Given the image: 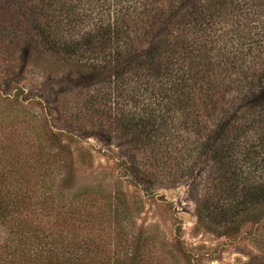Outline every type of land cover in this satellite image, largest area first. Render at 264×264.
Wrapping results in <instances>:
<instances>
[{
  "label": "rangeland",
  "instance_id": "obj_1",
  "mask_svg": "<svg viewBox=\"0 0 264 264\" xmlns=\"http://www.w3.org/2000/svg\"><path fill=\"white\" fill-rule=\"evenodd\" d=\"M21 1L26 3L0 0L5 4L18 2L20 6ZM30 2L44 7L64 38L87 31L95 23H107L108 19L131 20L126 42L120 43L119 50L133 59L132 54L151 48L148 56L152 61L144 62L145 56L138 59L142 67L131 64L120 79L81 72L85 75L82 77L78 72L86 68L73 61H61L45 50L35 49L34 44L27 53L26 36L33 30L20 22L15 32L18 36L14 32L0 33V111L16 102L27 111L30 125L42 123L62 134L60 142L66 148L61 160L72 164L75 185L98 181L109 189L118 180L131 207L128 229L137 237L151 236L155 245L163 243L166 261L264 263V216L244 221L245 214L240 212L236 225L211 215L214 206H236L234 200L239 201V197H219L220 191L212 186L214 168L205 161L202 144L221 114L215 112L206 119L197 111H189L191 98L203 100L204 92L198 88L200 82L187 78L189 66L206 71V63L216 68L225 60L229 61L227 65L236 62L240 59L238 53L245 52L252 39L264 35V0ZM25 13L29 11L23 9L22 22L27 19ZM209 75L212 80L210 71ZM202 84L204 87L205 79ZM205 87L208 95L213 92V86ZM196 89H200L199 97L194 94ZM235 96L233 89L226 92V103L230 105ZM117 110L124 112V119L131 113L141 115L144 124L149 116L155 117L160 127L154 126L151 131L149 124L144 126L143 138L139 139L132 133L119 134L114 117ZM106 132H111L110 137ZM243 140L253 141V136L240 134L231 142L239 155L237 159L234 150L232 165L236 162L238 172L247 165L240 152ZM253 145L254 153L261 149L257 143ZM135 147L137 151L132 154ZM132 156L136 169H123L126 165L119 159L131 161ZM252 169L255 180L264 178L262 162L253 164ZM136 172L140 180L131 177ZM238 176L242 177L240 173Z\"/></svg>",
  "mask_w": 264,
  "mask_h": 264
},
{
  "label": "trees",
  "instance_id": "obj_2",
  "mask_svg": "<svg viewBox=\"0 0 264 264\" xmlns=\"http://www.w3.org/2000/svg\"><path fill=\"white\" fill-rule=\"evenodd\" d=\"M23 9L29 13H25L27 19L22 22ZM45 12L44 7L30 0L21 1V6L18 2H0V33L16 35L18 24L23 23L33 30L26 36L27 53L34 44L35 49L45 50L61 61H73L86 68L78 72L82 77L85 75L81 72L97 78L120 79L132 65L142 67L138 59L145 56L144 62L152 61L151 48L132 54L133 59L119 50L120 43L126 42L131 20L108 19L107 23H95L87 31L64 38L57 32L59 25L53 24ZM252 40L245 52L238 53L240 59L236 62L227 65L229 61L225 60L216 68L206 63V71L192 66L187 69V78L200 82L198 88L204 92L203 100L191 98L189 111H197L206 119L215 112L221 114L202 144L205 161L214 168L212 186L220 191L219 197H239V201L234 200L236 206H214L211 215L236 225L240 212L245 214L244 221L264 216V178L255 180L252 169L257 162L264 164V35ZM206 85L213 86L209 95ZM200 89L194 91L198 97ZM232 89L236 96L228 105L225 94ZM18 105L13 102L0 111V264H178L176 260L166 261L163 243L155 245L151 236L137 237L128 229L126 221L131 207L118 180L109 189L98 181L75 185L72 164L61 160L66 148L60 142L62 134L42 123L30 125L27 111ZM114 114L117 132L132 133L136 139L143 138L144 126L149 124L151 131L154 126L160 127L159 120L152 116L144 124L139 114L131 113L126 116L128 119H124L122 111ZM22 124L25 125L19 127ZM110 134L106 132L109 137ZM240 134H251L253 141L242 142L240 152L247 165L238 172L236 162L232 165L237 150L231 142ZM254 143L261 148L255 153ZM136 151L137 147L131 152ZM131 158L119 159L126 165L123 169H136L135 158ZM139 176L138 172L131 175L135 180H140ZM205 209L200 208L204 212ZM245 264L264 263L250 260Z\"/></svg>",
  "mask_w": 264,
  "mask_h": 264
}]
</instances>
